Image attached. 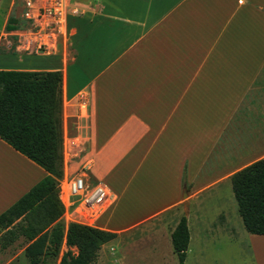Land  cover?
I'll return each instance as SVG.
<instances>
[{
  "label": "crops",
  "instance_id": "crops-1",
  "mask_svg": "<svg viewBox=\"0 0 264 264\" xmlns=\"http://www.w3.org/2000/svg\"><path fill=\"white\" fill-rule=\"evenodd\" d=\"M62 39L0 70L60 72L62 179L111 194L91 227L118 235L264 157V0H70ZM45 175L0 139V215ZM59 198L46 231L66 247ZM12 237L1 256L37 238Z\"/></svg>",
  "mask_w": 264,
  "mask_h": 264
},
{
  "label": "trees",
  "instance_id": "trees-1",
  "mask_svg": "<svg viewBox=\"0 0 264 264\" xmlns=\"http://www.w3.org/2000/svg\"><path fill=\"white\" fill-rule=\"evenodd\" d=\"M16 22L11 17L8 28L14 29ZM61 129L59 71L0 70V139L46 173L0 215V243L5 247L17 232L28 241L37 237L25 248L33 264L45 251L57 256L62 244L61 224L46 231L65 212L58 187L63 170ZM229 180L245 231L264 236V157L235 172ZM116 237L113 232L69 223L66 251L59 264H93L101 247ZM171 243L178 264H183L189 243L185 217L178 221Z\"/></svg>",
  "mask_w": 264,
  "mask_h": 264
},
{
  "label": "rangeland",
  "instance_id": "rangeland-1",
  "mask_svg": "<svg viewBox=\"0 0 264 264\" xmlns=\"http://www.w3.org/2000/svg\"><path fill=\"white\" fill-rule=\"evenodd\" d=\"M13 6L14 0H0V58L7 55L19 62L42 59L44 50L36 52L34 47L32 32L36 34L37 29L10 16V12L15 14L19 9L17 5ZM11 17L17 19L14 29L8 28L7 19ZM3 29L15 32L1 34ZM19 40L25 42L20 44ZM62 41V36L52 42L47 41L46 49L49 50L50 43H53L51 48L57 50ZM183 202L180 208L121 231L113 241L101 247L93 264H178L171 235L181 217H185L189 233L183 264H264V237L245 231L237 214L230 181L219 183L207 191L187 192ZM129 211L133 216L135 210ZM69 212L68 209L66 219ZM65 251L66 247L61 245L57 256L46 254L38 257L34 264H59ZM1 255L0 264H33L28 257Z\"/></svg>",
  "mask_w": 264,
  "mask_h": 264
},
{
  "label": "built area",
  "instance_id": "built-area-1",
  "mask_svg": "<svg viewBox=\"0 0 264 264\" xmlns=\"http://www.w3.org/2000/svg\"><path fill=\"white\" fill-rule=\"evenodd\" d=\"M15 5L19 9L15 14L10 12V16L33 25L34 29H37L36 34L32 32L36 52L44 50V54H50L53 51V43H50L51 50H48L47 41L52 42L66 34L70 0H14ZM16 18L14 19L17 20ZM14 32L3 29L1 34L11 35ZM21 33L19 32V35ZM19 42L22 44L21 40ZM58 187L59 196L64 203L67 201V208H71L67 218L70 223L93 225L111 198L105 186L98 184L87 187L82 177L60 180ZM72 200L77 204L74 207Z\"/></svg>",
  "mask_w": 264,
  "mask_h": 264
},
{
  "label": "water",
  "instance_id": "water-1",
  "mask_svg": "<svg viewBox=\"0 0 264 264\" xmlns=\"http://www.w3.org/2000/svg\"><path fill=\"white\" fill-rule=\"evenodd\" d=\"M183 194H185V191L183 192Z\"/></svg>",
  "mask_w": 264,
  "mask_h": 264
},
{
  "label": "bare ground",
  "instance_id": "bare-ground-1",
  "mask_svg": "<svg viewBox=\"0 0 264 264\" xmlns=\"http://www.w3.org/2000/svg\"><path fill=\"white\" fill-rule=\"evenodd\" d=\"M140 201V200H139Z\"/></svg>",
  "mask_w": 264,
  "mask_h": 264
}]
</instances>
